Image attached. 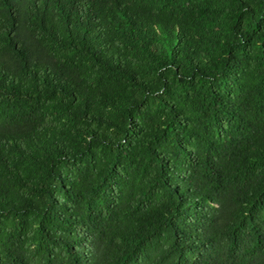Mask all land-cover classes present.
Returning <instances> with one entry per match:
<instances>
[{
	"label": "trees",
	"instance_id": "obj_1",
	"mask_svg": "<svg viewBox=\"0 0 264 264\" xmlns=\"http://www.w3.org/2000/svg\"><path fill=\"white\" fill-rule=\"evenodd\" d=\"M0 264H264V0H0Z\"/></svg>",
	"mask_w": 264,
	"mask_h": 264
}]
</instances>
